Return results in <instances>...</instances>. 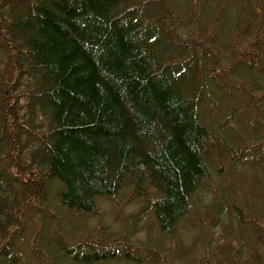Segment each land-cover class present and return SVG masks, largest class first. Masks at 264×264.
I'll return each instance as SVG.
<instances>
[{"label":"trees","instance_id":"16d2710c","mask_svg":"<svg viewBox=\"0 0 264 264\" xmlns=\"http://www.w3.org/2000/svg\"><path fill=\"white\" fill-rule=\"evenodd\" d=\"M0 264H264V0H0Z\"/></svg>","mask_w":264,"mask_h":264},{"label":"rangeland","instance_id":"374dc122","mask_svg":"<svg viewBox=\"0 0 264 264\" xmlns=\"http://www.w3.org/2000/svg\"><path fill=\"white\" fill-rule=\"evenodd\" d=\"M25 3H28V4H29V1H26ZM22 4H23V3H18V6H20V7H21V6H22ZM50 191H51V193L53 194V196H56V194H55V190H54L53 188H51V190H50ZM30 229H31V228H30ZM27 254L29 255L30 253H29V252H27Z\"/></svg>","mask_w":264,"mask_h":264}]
</instances>
